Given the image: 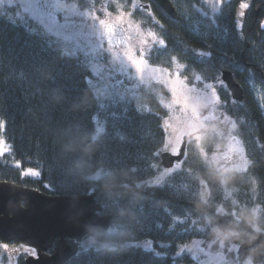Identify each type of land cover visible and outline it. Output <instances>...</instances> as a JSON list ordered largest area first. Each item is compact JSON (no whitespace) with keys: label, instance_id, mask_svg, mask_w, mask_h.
I'll return each instance as SVG.
<instances>
[{"label":"trees","instance_id":"16d2710c","mask_svg":"<svg viewBox=\"0 0 264 264\" xmlns=\"http://www.w3.org/2000/svg\"><path fill=\"white\" fill-rule=\"evenodd\" d=\"M61 1L88 6V0ZM141 1L148 8L142 5L133 20L161 44L146 55L148 63L165 68L175 63L187 83L196 78L213 86L219 112L230 119L233 132L245 146H259L247 169L215 174L199 149L209 153L221 142L203 131L199 148L186 137L176 170L160 184L146 185L161 168L152 165L160 164L166 141L162 124L168 112L157 94L162 88L141 86L133 98L101 101L80 57L65 53L36 25L13 22L0 11V133L7 147L0 155V182L50 196L92 195L100 214L112 217L105 233L87 236L114 247L78 246L64 264H188L191 258L178 254V246L211 239L216 229L226 235L227 264H264V114L243 87L264 90V0H213L217 11L211 15V8H204L203 19L219 39L196 30L182 14L171 20L154 3ZM222 70L243 87L239 103L221 87ZM81 156L89 167H80ZM96 173L99 178H92ZM145 241L150 247L134 244ZM2 244L11 243L0 239ZM54 251L55 243L47 254Z\"/></svg>","mask_w":264,"mask_h":264},{"label":"rangeland","instance_id":"374dc122","mask_svg":"<svg viewBox=\"0 0 264 264\" xmlns=\"http://www.w3.org/2000/svg\"><path fill=\"white\" fill-rule=\"evenodd\" d=\"M131 1V4L125 5L120 2L111 4L106 0H88V6L81 8L61 0H0V11L6 12L7 18L13 22L36 25L34 27L40 32L60 44L65 53L80 57L91 71V87L101 101L133 98L141 86L162 88L157 94L168 116L162 124L166 141L161 152L173 153V149L178 152L183 136L189 137L191 144L199 148L197 137L200 132L211 131L221 143L209 153L201 149L199 151L202 158L213 167L214 173L221 177L231 170L244 172L259 146L255 145L253 149L245 146L237 133L233 132L230 119L219 112V99L212 85H200L196 78L194 84L187 83L179 76L175 63L166 68L148 63L146 55L153 48L161 46L160 40L154 32L142 29L132 17L136 10H141V6L148 3ZM171 1L177 13L189 18L196 30L209 33L214 39L220 38L203 19L204 8H211V15L217 11V4L213 0ZM9 8L11 10H7ZM239 16L240 12L236 16L238 21ZM243 87L247 91L245 94L252 96L264 114L263 89L247 83ZM0 142L3 154L7 147L1 133ZM177 168V164L170 169L161 167L156 176L145 181V184L158 185L164 176ZM255 211L258 212V209L255 208ZM224 236V231L216 229L211 239L193 238L184 241L178 246V254L188 255L191 258L188 264H227L224 258ZM77 244L79 247L95 245L88 236ZM134 244L150 247L148 241ZM230 247L234 250L233 246ZM32 254L33 250L29 246L2 244L0 264H16L20 256Z\"/></svg>","mask_w":264,"mask_h":264},{"label":"water","instance_id":"95a60500","mask_svg":"<svg viewBox=\"0 0 264 264\" xmlns=\"http://www.w3.org/2000/svg\"><path fill=\"white\" fill-rule=\"evenodd\" d=\"M147 1L154 3L171 20L178 18L171 0ZM144 7L148 8V5ZM234 79L229 70L220 72L219 80L231 99L239 103L244 92ZM185 144L184 137L178 149L181 156L172 155L170 159L159 156L161 167L170 169L181 163ZM169 163L170 167L163 166ZM262 176L264 179V162ZM101 210L92 195L50 196L3 181L0 182V239L6 243L20 242L35 249L34 255L26 256L24 264H64L78 252L77 241L90 233L103 234L108 230L112 217L100 214ZM54 243L55 251L49 256L47 251Z\"/></svg>","mask_w":264,"mask_h":264},{"label":"snow or ice","instance_id":"6c2138e0","mask_svg":"<svg viewBox=\"0 0 264 264\" xmlns=\"http://www.w3.org/2000/svg\"><path fill=\"white\" fill-rule=\"evenodd\" d=\"M101 23H103V21H101ZM108 31L111 32V29L109 28ZM138 70H140V69L138 68ZM221 87L223 88L224 85H221ZM82 96H83V94H81V97ZM101 130L102 129H98L97 131L99 132ZM78 134H79V130H78ZM91 139L92 140H95L96 137L93 136ZM121 139H123V137H121ZM0 143H2V142H0ZM81 147H86V146L82 145ZM185 147H187V145H185ZM2 151H3V149L0 148V154H2ZM173 154H175L176 156H181L182 155V152H177L175 149H173V153L161 152V153H159V156H161V157H168L170 159ZM79 165H80V167H89L90 166L89 165V161L85 157H83V156H81L80 159H79ZM159 166H161V165L160 164L152 165V167H159ZM163 166L164 167H170L171 164L169 163V164L163 165ZM92 178L98 179L99 178V173H96ZM102 239H103L102 237L94 236L93 237V243H96L98 248H112V247H114V245L110 241L101 243L100 241Z\"/></svg>","mask_w":264,"mask_h":264},{"label":"flooded vegetation","instance_id":"af4514ba","mask_svg":"<svg viewBox=\"0 0 264 264\" xmlns=\"http://www.w3.org/2000/svg\"><path fill=\"white\" fill-rule=\"evenodd\" d=\"M264 91V90H263ZM185 136H183L182 138H181V141L183 140V138H184ZM12 243V242H11ZM30 249H32L33 250V254L32 255H34L35 254V249H33V248H30Z\"/></svg>","mask_w":264,"mask_h":264},{"label":"clouds","instance_id":"9594fccd","mask_svg":"<svg viewBox=\"0 0 264 264\" xmlns=\"http://www.w3.org/2000/svg\"><path fill=\"white\" fill-rule=\"evenodd\" d=\"M61 150H63V146L61 145Z\"/></svg>","mask_w":264,"mask_h":264}]
</instances>
